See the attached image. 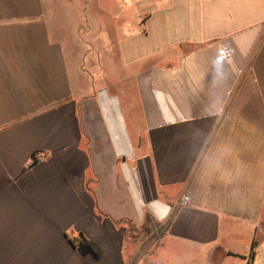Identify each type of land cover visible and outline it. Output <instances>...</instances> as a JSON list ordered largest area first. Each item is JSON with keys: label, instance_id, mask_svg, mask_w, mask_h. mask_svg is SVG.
<instances>
[{"label": "crops", "instance_id": "obj_1", "mask_svg": "<svg viewBox=\"0 0 264 264\" xmlns=\"http://www.w3.org/2000/svg\"><path fill=\"white\" fill-rule=\"evenodd\" d=\"M0 264H264V0H0Z\"/></svg>", "mask_w": 264, "mask_h": 264}, {"label": "trees", "instance_id": "obj_2", "mask_svg": "<svg viewBox=\"0 0 264 264\" xmlns=\"http://www.w3.org/2000/svg\"><path fill=\"white\" fill-rule=\"evenodd\" d=\"M254 245H255V241H253L252 244H251L250 254H253V247H254Z\"/></svg>", "mask_w": 264, "mask_h": 264}, {"label": "rangeland", "instance_id": "obj_3", "mask_svg": "<svg viewBox=\"0 0 264 264\" xmlns=\"http://www.w3.org/2000/svg\"><path fill=\"white\" fill-rule=\"evenodd\" d=\"M67 24H69V23H67ZM93 40H95V39H89V42H91L92 44H94V42H93ZM102 40V39H101ZM109 39H104V41H108ZM91 43L89 44V45H91Z\"/></svg>", "mask_w": 264, "mask_h": 264}, {"label": "built area", "instance_id": "obj_4", "mask_svg": "<svg viewBox=\"0 0 264 264\" xmlns=\"http://www.w3.org/2000/svg\"><path fill=\"white\" fill-rule=\"evenodd\" d=\"M185 198H187V197L185 196Z\"/></svg>", "mask_w": 264, "mask_h": 264}]
</instances>
